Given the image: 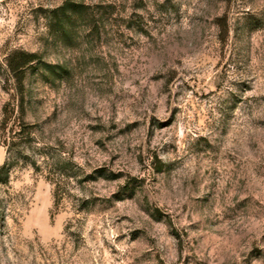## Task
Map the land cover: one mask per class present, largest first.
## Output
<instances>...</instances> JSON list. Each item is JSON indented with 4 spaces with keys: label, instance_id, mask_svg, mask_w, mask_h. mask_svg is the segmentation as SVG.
<instances>
[{
    "label": "rangeland",
    "instance_id": "1",
    "mask_svg": "<svg viewBox=\"0 0 264 264\" xmlns=\"http://www.w3.org/2000/svg\"><path fill=\"white\" fill-rule=\"evenodd\" d=\"M5 107L0 264H264V0H0Z\"/></svg>",
    "mask_w": 264,
    "mask_h": 264
},
{
    "label": "trees",
    "instance_id": "2",
    "mask_svg": "<svg viewBox=\"0 0 264 264\" xmlns=\"http://www.w3.org/2000/svg\"><path fill=\"white\" fill-rule=\"evenodd\" d=\"M70 4V3H68ZM65 5V7H61L59 9H57V11H55L56 13H60L61 17L60 19L63 20L64 17H66V15L68 14V11H71L72 13H77L79 7L77 6H73V5ZM63 17V18H62ZM60 22V21H59ZM64 22V21H63ZM60 24V23H59ZM62 24V23H61ZM35 56L33 54H28L26 52L23 51H14L13 53H10L5 60V65L6 68L9 72V74L18 80H22L23 76H25L26 71L32 66H34L35 64H37V58L36 60ZM41 62V61H40ZM39 62V63H40ZM21 90V89H20ZM21 113L22 115H24V92L21 90ZM13 111L11 112L9 110L8 107H5L3 110V121L1 123V137L3 138V144L7 149V154H8V160H20V159H25L26 161H30L31 157V153L34 152L35 149H37L36 147V136L34 135V133L31 131L33 128V126L30 125H22L19 124L20 128L18 131L13 132L11 129L7 130V125L10 123L11 121V115H12ZM35 159V158H33ZM46 160V159H45ZM50 167V172L53 174V177H57V178H53V181L59 180L61 176V174H56L55 173V167L57 166L56 164H50L49 161L47 160V163ZM31 165H33V167L36 170H39V166H37L36 162H32ZM9 167V164H5L4 167L1 169L2 172H6L7 168ZM60 169V168H59ZM0 174H3L1 173ZM55 173V174H54ZM5 180H3L4 182ZM56 195L59 196L61 187L60 185L56 184Z\"/></svg>",
    "mask_w": 264,
    "mask_h": 264
}]
</instances>
